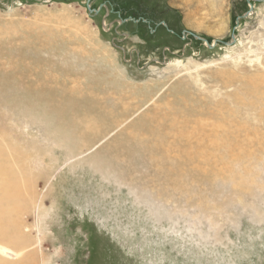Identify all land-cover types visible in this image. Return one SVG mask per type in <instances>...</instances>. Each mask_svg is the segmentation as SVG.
Segmentation results:
<instances>
[{"label":"rangeland","instance_id":"1","mask_svg":"<svg viewBox=\"0 0 264 264\" xmlns=\"http://www.w3.org/2000/svg\"><path fill=\"white\" fill-rule=\"evenodd\" d=\"M262 78L264 0H0V259L264 264Z\"/></svg>","mask_w":264,"mask_h":264},{"label":"bare ground","instance_id":"2","mask_svg":"<svg viewBox=\"0 0 264 264\" xmlns=\"http://www.w3.org/2000/svg\"><path fill=\"white\" fill-rule=\"evenodd\" d=\"M261 81H262V85L264 86V78H262ZM263 86L262 88H264ZM262 92H263L262 96L264 97V91ZM21 186H22L21 180L13 174L11 167L8 165V163L5 160L3 151L0 148V239L2 238V241L3 240L11 241L14 245L18 247L25 245L27 243L26 238H24V236L19 231L20 230L19 227H17L15 221L12 220L13 217L12 215L15 214V210L19 209L22 203L23 193ZM11 230L15 231L14 232L15 236L13 237L9 236ZM0 253L7 254L8 248H6L5 246L2 247L0 249ZM14 256L16 257V255ZM31 259H33L32 255L26 256L22 261L19 262H16L17 261L16 260L15 261L16 263L6 262L0 259V264H28V262H30Z\"/></svg>","mask_w":264,"mask_h":264},{"label":"built area","instance_id":"3","mask_svg":"<svg viewBox=\"0 0 264 264\" xmlns=\"http://www.w3.org/2000/svg\"><path fill=\"white\" fill-rule=\"evenodd\" d=\"M89 8H91V5H88Z\"/></svg>","mask_w":264,"mask_h":264}]
</instances>
